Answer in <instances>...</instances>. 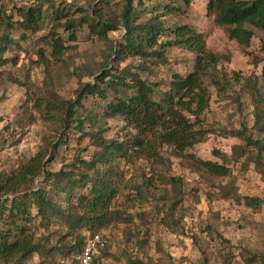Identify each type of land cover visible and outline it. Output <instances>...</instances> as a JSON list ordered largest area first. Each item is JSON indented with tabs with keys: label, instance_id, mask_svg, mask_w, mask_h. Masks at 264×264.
Instances as JSON below:
<instances>
[{
	"label": "rangeland",
	"instance_id": "obj_1",
	"mask_svg": "<svg viewBox=\"0 0 264 264\" xmlns=\"http://www.w3.org/2000/svg\"><path fill=\"white\" fill-rule=\"evenodd\" d=\"M207 1L133 0L135 24L156 17L165 29L187 26L203 34L208 51L223 57L211 75H224L228 81L236 76L241 79L239 84L232 85V91L220 96L219 88L211 84L212 77H203L209 101L200 121L202 131L207 134L192 148L178 152L160 144L153 134H140L122 117L107 118L103 113L107 102L99 98L84 99L80 102L83 108L74 105L82 116L81 128L77 121L66 128V112L51 110L47 104L56 98L76 103L81 86L93 82L105 68L127 67L137 71L143 80L157 84L156 97H160L163 89L168 90L173 73L186 76L193 71L192 53L173 47L161 60L121 59L110 52L111 46L116 48L122 42L125 32L121 25L106 40L90 34L86 25H78L75 40H71V33L61 27L70 18L82 16V12L97 18L98 8L103 16L118 17L122 9L118 0H0V39L6 37L8 46L0 57V173L13 174L40 153L45 156L44 171L51 173L65 171L67 165L78 167L79 160L93 164L90 172L81 167L83 173L94 178V171L98 172L102 179H110L116 190L110 211L118 220L102 232L108 238L113 257L121 264H246L244 258L248 255L242 257L244 253L264 258V205L253 209L243 201L245 198L264 201V165L259 172L245 157L236 160L232 149L244 143L231 133H242L264 143V120L260 118L258 125L250 95L242 90L245 79L259 80L255 86L264 105L260 83L264 34L252 29L250 47L239 46L228 39L225 29L216 27L206 16ZM57 6L68 13V17L58 22L59 26L53 21ZM166 7L178 9L179 13L163 16ZM29 8L42 13L40 28L34 34L24 32L19 25L20 11ZM53 29L63 43L61 62L54 60L48 43ZM87 116L90 122H86ZM92 136L100 138L104 145L98 146ZM135 139L143 141L141 148H129ZM110 141L127 146V155L111 157L109 163L105 159L99 161L98 155ZM146 144L150 146L145 151ZM261 157L264 161V152ZM196 161L224 165L229 173L225 178L214 177ZM171 178L178 180L180 187L173 186ZM45 181V176L40 175L34 185L49 190ZM224 187H233L240 202L222 196ZM78 195L76 190L75 196ZM55 228L51 231L40 228L36 238L44 246L62 249L60 253L68 251L88 230L82 226L73 236L60 241L66 235L63 231L66 225ZM76 256L62 253L54 259L70 264ZM45 261L33 254L25 264Z\"/></svg>",
	"mask_w": 264,
	"mask_h": 264
},
{
	"label": "trees",
	"instance_id": "obj_2",
	"mask_svg": "<svg viewBox=\"0 0 264 264\" xmlns=\"http://www.w3.org/2000/svg\"><path fill=\"white\" fill-rule=\"evenodd\" d=\"M118 1L122 8L118 17L103 16L98 8L97 18L82 12V16L77 19L70 18L61 27L71 33V40H75L78 25H86L90 34L99 40H106L107 35L116 32L121 25L125 33L122 42L116 48L111 46V55L121 59L127 57L146 61L150 57H155L161 60L169 48H183L194 55L193 71L186 76L173 73L168 90L163 89V95L156 97L159 90L157 84L143 80L137 71L129 70L127 67L122 70L105 68L101 74L95 76L93 82L81 86L77 92L76 103L68 104L56 98L47 105L51 110L66 112L64 120L66 128L76 121L78 128H81L82 121L79 117L82 116L75 111L74 105L83 108L80 102L84 99L99 98L107 102L103 112L107 118L122 117L140 134H153L160 144L171 146L178 152H185L201 142L207 134V131H202L200 121V117L208 109L209 101L207 88L203 85V77H212L211 84L219 88L220 96L227 94L229 90L232 91V85L239 84L241 79L236 76L232 81H228L224 75H211L223 57L208 51L203 34L187 26L165 29L156 17L146 23L135 24L136 10L133 0ZM185 1L190 2V0ZM165 9L166 13L163 16L172 12L179 13L178 9L171 7ZM205 9L206 16L213 24L225 29L228 39L245 49L250 47L254 36L252 29L264 34V0H208ZM145 13L146 11L143 12ZM19 14L22 18L19 25L24 32L34 34L39 30L41 10L29 8L20 11ZM65 17H68V13L57 6L53 12L56 26H59L58 22ZM5 41L6 37L0 39L3 44L0 45V57L8 48ZM48 43L51 45V55L54 60L61 62L63 43L54 29L49 34ZM262 51L264 53V42ZM41 59L44 62V58ZM262 61L260 83L264 89V59ZM1 64L4 65L3 62ZM256 83H259V80L253 82L251 78L245 79L244 83L242 82V90L250 95L259 125V119L264 120V105L258 99ZM191 118L194 121H191ZM85 119L86 122H90L88 116ZM231 133L244 143V146H235L232 149V156L236 160L245 157L247 162H253L258 171L262 172L264 161L261 155L264 152V143L253 141L242 133ZM100 140L98 137L95 138L96 144L104 145ZM142 146L143 141L135 139L129 148ZM149 146L146 144L143 150L146 151ZM127 152V146L110 141L105 143L104 151L97 159L99 161L105 159L104 162L109 163L111 157L122 158ZM43 157L45 156L41 153L36 155L33 160L20 166L13 174L0 173V264H25L32 259L33 254L46 259L42 264H62L55 261V255L78 254L81 239L76 240L68 251L60 253L62 249L44 246L41 239L36 238V232L40 228L51 231L55 226L64 223L66 229L63 231L66 235L60 238V241H65L82 226L90 231L100 232L113 221L118 220L114 219L115 214L110 211L112 200L116 197V190L110 179H102L103 176L96 171H94L95 177L92 178L89 173L82 171L84 167L90 172L93 164L79 160L78 167L74 164L67 165L65 167L67 170L60 169L51 173L44 171ZM196 162L214 177L225 178L229 173L224 165L210 161ZM88 165L91 167L88 168ZM40 175L45 176V182L50 186L49 190L34 185ZM170 182L173 186L180 187L178 180L171 178ZM84 189H88V192L85 193ZM76 190L79 192L78 196H75ZM173 193L176 197L175 187ZM221 193L226 199L240 202L233 187H224ZM177 194L179 195V192ZM243 201L246 207L253 209L264 205V201L258 198H245ZM244 255H248L244 258L246 264H264L261 255L253 254L250 257L251 255L244 253L242 257Z\"/></svg>",
	"mask_w": 264,
	"mask_h": 264
},
{
	"label": "built area",
	"instance_id": "obj_3",
	"mask_svg": "<svg viewBox=\"0 0 264 264\" xmlns=\"http://www.w3.org/2000/svg\"><path fill=\"white\" fill-rule=\"evenodd\" d=\"M105 242L98 237L89 238L84 245L83 253L79 257V264H119L115 262L109 263L107 258L103 256Z\"/></svg>",
	"mask_w": 264,
	"mask_h": 264
},
{
	"label": "clouds",
	"instance_id": "obj_4",
	"mask_svg": "<svg viewBox=\"0 0 264 264\" xmlns=\"http://www.w3.org/2000/svg\"><path fill=\"white\" fill-rule=\"evenodd\" d=\"M94 237H98L99 239H101L102 241L105 242V247H104V252H103V256L105 258H107V261L109 263L111 262H117L119 264H121L118 260H116L113 255H112V251L109 249V242H108V238L106 237V235L101 231V232H91L90 230H87V233H83L82 237H81V244L79 246L80 250L77 254V256L75 257L74 261L70 264H79L80 260L79 257L82 255L83 253V249H84V245L86 243V240L89 238H94Z\"/></svg>",
	"mask_w": 264,
	"mask_h": 264
}]
</instances>
